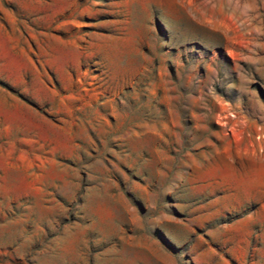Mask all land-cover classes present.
Here are the masks:
<instances>
[{"label": "rangeland", "instance_id": "rangeland-1", "mask_svg": "<svg viewBox=\"0 0 264 264\" xmlns=\"http://www.w3.org/2000/svg\"><path fill=\"white\" fill-rule=\"evenodd\" d=\"M0 264H264V0H0Z\"/></svg>", "mask_w": 264, "mask_h": 264}]
</instances>
